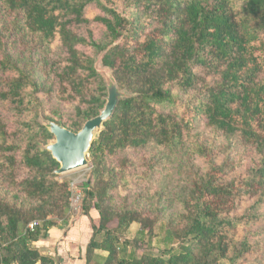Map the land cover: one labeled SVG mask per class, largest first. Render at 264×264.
Segmentation results:
<instances>
[{"label": "trees", "instance_id": "16d2710c", "mask_svg": "<svg viewBox=\"0 0 264 264\" xmlns=\"http://www.w3.org/2000/svg\"><path fill=\"white\" fill-rule=\"evenodd\" d=\"M93 3L104 14L95 20L105 29L98 42L80 32L88 23L85 8ZM112 5L0 0V108L18 118L33 115L12 131L0 110V264H56L36 243L92 210L98 223L86 264H237L254 253L250 239L264 235L249 231L234 241L237 226L259 220L257 209L264 204V0ZM56 41L62 54L55 58ZM100 54L127 96L90 147V178L72 216L69 182L55 174L59 164L45 149L54 137L33 112L43 111L41 95L75 105L68 126L43 115L72 133L96 117L107 97L95 69ZM201 127L218 139L201 138ZM149 148L154 151L141 168L124 158L117 170L107 165L125 151ZM239 150L248 154L250 166L230 178L242 168V159L235 158ZM165 162L177 163L178 184L174 200L167 190L156 193L158 205L164 202L159 214L152 216L143 205L148 188L132 201L113 200L118 185L149 182ZM243 196L258 199L233 217ZM132 225L141 228L145 248L137 240L120 242L118 230Z\"/></svg>", "mask_w": 264, "mask_h": 264}, {"label": "rangeland", "instance_id": "374dc122", "mask_svg": "<svg viewBox=\"0 0 264 264\" xmlns=\"http://www.w3.org/2000/svg\"><path fill=\"white\" fill-rule=\"evenodd\" d=\"M99 1L105 6L110 7V6H114L112 5V2L116 0H99ZM115 6H117L116 3H115ZM84 17L85 19L88 20V23L80 29V32L86 35L90 32L93 39L97 42L104 40V36H105L104 30L105 29L100 23L95 21L97 18L104 17V14L99 8V6L96 5L95 3L88 5L84 11ZM57 43L58 41H56L54 45L52 46V52L55 55V58L62 54L61 50L59 48H56ZM84 51L87 54H90V55L92 54V51L90 49H85ZM100 56L101 54L95 58V68L97 70V73L100 75L101 79L104 82L103 77L105 78V74L107 72L109 73H112V72L108 68L102 66V64L100 63ZM198 71L202 72L199 69ZM39 75L42 76L41 74ZM40 99L43 102V107H42L43 111L40 110L38 114L37 113L35 114L33 112V114L36 116L35 120L38 124L45 125L48 122H50L47 119H45L43 115L57 119V120H61V122L65 124L66 126L70 124L75 114V105L65 103L63 101H59V99L57 98H53L52 100H47L42 95L40 96ZM0 110L4 114L5 119L8 122L9 127L12 131L16 130L17 128L15 126L16 122L20 120L29 121L33 119V115L29 117H26V116H22L19 118L15 117L13 113H11L8 110V107H6V110H5L3 106H1ZM199 131H201V134H202L201 138L203 139L205 138L210 143L218 139L210 130H206L203 127H201ZM220 143H221V140H220ZM152 151H154V148H149L145 151L128 150V151H125L123 154H120L114 157V159L110 158L111 160L107 161V165L111 169L115 168V170H117L118 166L121 164L122 159L124 158V159L131 161L134 164H137L138 167H140L142 164L143 158H145L146 161H148L151 158ZM218 152L219 151L216 150L214 154L217 155ZM223 157H224L223 155L219 154L216 158L217 162H221ZM235 158L237 161L242 159V168L232 173L230 178H234V177L237 178V177L243 176L244 171H246L250 166V162L248 161L249 156L247 153H245L244 150H239L238 152H236ZM87 162L88 164L85 168L59 176V178L65 179L69 182V190L71 192L70 206H71L72 216L76 213L77 202L83 194L82 187H81L82 183L86 182L90 178V167L91 166L88 160V156H87ZM197 163L199 166L201 165L204 166V163L201 160H198ZM141 170L142 169L136 170V171L140 172ZM177 181H178L177 163L170 164V163L165 162L164 164L157 166L156 169L152 171V173L149 176V182H145V183L142 182L141 183L142 185L138 186L137 182H140V181L132 180L130 182L128 181L129 183L126 186L118 185L116 191L114 192L113 200L118 204L123 203V200L125 198L132 201V199H134L135 196L141 193L144 188H148L149 190L147 189V195L143 199V205H148V207H151L152 212H153L152 216H156L157 214H159L156 211V209L159 210V208H162V205L164 204V202L161 201V205H158V197L155 196L156 193L157 192L161 193L162 191L167 190L168 197H170L171 200H174L175 188L178 184ZM257 199L258 197L250 198L248 196H243L240 200L238 209L233 214V217H239L245 214L247 210L254 203H256ZM257 212L260 216H259V220L256 219L254 224L249 223V225L245 226L244 221H243L241 225L237 226V229L234 234V241H238V242L242 241L244 236L249 231H252L253 233H257L259 232V230L264 231V204H261V206L258 207ZM94 213H95L94 216L96 217L95 223H94L95 225L98 223V215L95 211ZM113 225L117 226L116 223ZM157 227H158V223L156 224L155 229H154L155 233L157 232ZM139 231H141V228L137 227L136 225H132L128 229L126 227H121L118 230L119 232L118 234H120V242H125V240H137L138 243L141 245V248H145L147 244L145 243L146 240L143 239V241H141L142 238L140 235H138ZM260 241L262 242V245H264V235L263 236L255 235L254 237H252L250 239V242H251V245L253 246L252 249L254 250V253L251 255H247L245 258L237 262V264H264V247L261 245ZM151 246L154 247L153 251L157 252L154 241H152ZM222 264H225V263L223 262Z\"/></svg>", "mask_w": 264, "mask_h": 264}, {"label": "water", "instance_id": "95a60500", "mask_svg": "<svg viewBox=\"0 0 264 264\" xmlns=\"http://www.w3.org/2000/svg\"><path fill=\"white\" fill-rule=\"evenodd\" d=\"M103 79L107 89L106 103L99 114L86 121L77 133H72L53 122L42 125L54 137V141L45 149L59 164L55 172L57 176L78 171L87 166V156L93 141L103 131L104 124L111 118L120 99L127 96L125 91L119 90L112 73L107 72Z\"/></svg>", "mask_w": 264, "mask_h": 264}, {"label": "crops", "instance_id": "0c3cea01", "mask_svg": "<svg viewBox=\"0 0 264 264\" xmlns=\"http://www.w3.org/2000/svg\"><path fill=\"white\" fill-rule=\"evenodd\" d=\"M94 215L92 210L68 225L52 228L36 247L43 255L52 257L56 264H86L85 253L96 219Z\"/></svg>", "mask_w": 264, "mask_h": 264}, {"label": "built area", "instance_id": "2783aa9c", "mask_svg": "<svg viewBox=\"0 0 264 264\" xmlns=\"http://www.w3.org/2000/svg\"><path fill=\"white\" fill-rule=\"evenodd\" d=\"M35 226H36V223H31V224L29 225V228L32 230Z\"/></svg>", "mask_w": 264, "mask_h": 264}]
</instances>
